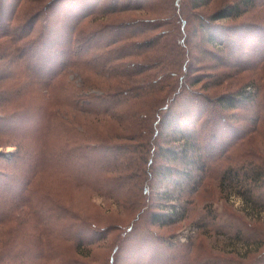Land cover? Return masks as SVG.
I'll return each instance as SVG.
<instances>
[{
	"label": "trees",
	"instance_id": "16d2710c",
	"mask_svg": "<svg viewBox=\"0 0 264 264\" xmlns=\"http://www.w3.org/2000/svg\"><path fill=\"white\" fill-rule=\"evenodd\" d=\"M213 1L30 0L23 13L26 0H0V224L14 220L19 227L30 221L32 229L17 227L4 241L0 237V264L56 260L49 255L53 249L45 254L39 244L28 252L19 237L29 234L35 245L41 234L59 231L61 220L73 212L57 199L62 211L53 207L52 214L48 209L49 225H43L32 190L47 166L69 156L71 142L67 137L65 147L54 153L43 144L37 147L33 138L63 117L58 109L68 101L64 78L75 73L76 57L84 51L88 54L80 70L92 73L95 82L80 78L72 103L86 117V127L96 128L90 134L94 140L86 138L92 143L88 149L103 152L107 163L100 167L113 175L112 189L118 195L81 180L76 184L93 186L91 191L112 200L128 219L88 228L94 238H76V253L90 258L94 245L106 244L112 233L101 264H119L125 248L134 244L140 249L144 241L146 249L155 247L147 252L146 264H264V145L252 148L253 136L244 135L245 116H237L247 105L245 111L255 113L250 123L264 121V84L259 77L243 84L241 76L250 69L244 61L250 54L258 56L252 71L264 62L261 52L250 53L264 47V0H231L203 12ZM64 8L60 29L50 31L49 20ZM250 14L255 21L245 22L243 17ZM206 62L214 74L204 82L194 74V64ZM91 88L98 94L90 93ZM28 117L37 118L35 128L25 124ZM224 140L226 148L221 147ZM246 145L251 149L239 151ZM7 147L14 149L7 152ZM221 160L227 165L215 187L225 201L240 202V215L224 210L219 216L205 204L197 217H189L194 194ZM184 221H189L190 235L182 243L173 235L154 233V228L169 229ZM200 236L214 237L212 246L202 238L200 243ZM77 262L73 264H84Z\"/></svg>",
	"mask_w": 264,
	"mask_h": 264
},
{
	"label": "rangeland",
	"instance_id": "374dc122",
	"mask_svg": "<svg viewBox=\"0 0 264 264\" xmlns=\"http://www.w3.org/2000/svg\"><path fill=\"white\" fill-rule=\"evenodd\" d=\"M73 1V0H70ZM231 0H214L212 4L203 12H211L216 7H218L219 4H223L226 2H230ZM30 0H26L25 7L23 8V13L27 9V6L29 5ZM72 3V2H70ZM69 5V4H68ZM67 9V8H66ZM66 9H62L61 11H56V14L52 16L51 20H49V27L52 29H49L50 31L60 29V20L64 17L66 13ZM20 13V12H19ZM243 20L245 22L249 21H255V18L253 15H246L243 17ZM230 24V23H228ZM39 26V21L36 22L35 27ZM88 29H92V27L88 26ZM58 35V32H56ZM56 34L52 37H57ZM33 35V32L31 33ZM110 35H105V38L108 39ZM252 45L251 40H248V48ZM85 52V51H84ZM79 54L76 59L78 63L75 65V68H73V71L75 73L68 74L64 78V83H69L65 86L64 91L68 97V101L62 102L61 106H59L58 112L59 114H63V117L60 119H57L55 121H52L54 123V126L50 129L46 130V132L42 135H38L37 138H33L34 142H36V146L40 147L44 146L45 150L47 152H54L56 153L59 151L62 147H65L64 143L66 138L68 137L71 144H68L70 147L69 150V156H61L58 157L55 162L56 164H50L49 168L46 167V171L43 167V172L38 177L37 185L32 190V196L36 203L40 204L39 211L42 213L40 216L42 218V223L44 226L49 225V221L46 220L47 216L49 214L45 213L49 209L51 212V209L53 207H57V210L59 212L62 211V208L58 201L64 202L66 207L69 209V207L72 209L73 212L76 213V215L71 212L68 213V215H71L70 218H63L61 220V226L63 229L61 230H55L54 233L43 235L41 234V240L37 239L35 242V245L32 244V241L27 239L29 234L21 235L19 237V244L24 247L28 252H34L35 246L39 244V247L43 246L42 252L45 254L46 251L53 249L52 252H50L49 255H52L53 257L56 256V260H49L46 262L45 258H40L38 260L34 259L36 264H59L61 262L67 263V264H73L74 261H78L77 263H84V264H101L107 259V243L111 239H113V234L111 233L109 235V238L107 237L106 244L101 243L99 241L97 245H94V249L91 252L90 258H82L80 255H78L75 251V245L76 238L80 239L81 241L88 240L90 238H94V235H90L89 232H87L88 228H100L102 229L103 226L106 224H110L112 219L116 218H122L123 221H126L128 219V215L126 212L115 205V203L112 202V200L103 197L102 193L101 195L98 193H94L91 191L92 188L87 187H77L78 181L81 180L87 185L94 184L96 187L105 190L104 192H108L110 189H112V177L111 174H105V170H103L100 165L106 164L107 159L103 155V152L95 151L90 146L92 143H90L88 140L92 139L90 134L96 130L95 127H92L91 125H88L86 127V122L84 116L78 114V108L75 107L72 103V100L77 98V90L78 85H80V78H85L88 80V84H92L95 82V77L92 75V73L80 70V64L83 62V60L86 58L87 53ZM255 52L256 53H262L264 55V47L263 50H257L254 51L253 49L250 50V53ZM258 56H254L252 54L249 55L244 61H247V65L250 69L246 70L241 74L243 77L242 82L243 84L251 78L259 77L261 80V84H264V62H259V66L255 69H258L257 71H252V67L254 66L255 62H257ZM261 59V58H260ZM225 62H229L231 59H224ZM3 61V59H0V62ZM194 64V63H193ZM209 62L203 63L202 65L194 64L195 72L194 74H197V76H201L204 78V82L207 81V76L214 74L212 71H210ZM207 66V67H205ZM254 70V69H253ZM86 87L87 84L85 83ZM76 87V88H75ZM98 90L95 88H91L90 93H96ZM232 91V90H231ZM59 95H61L60 92H58ZM247 105L244 106V109L239 110L237 112V116L242 119V117L245 116L244 119L246 121L244 124H247V126L244 128V135L245 136H253L250 137V144L253 149H261V144L264 145V121H258L256 122V125L252 122L250 123L249 119H252L254 116V111H245V108ZM33 109V108H32ZM30 110L26 117L29 115H32L30 113H33V110ZM264 109V106H263ZM256 111V108H255ZM232 113V111H231ZM25 124H29L31 128H35L37 118L34 117L33 119L27 118ZM237 121L240 119L235 118ZM33 120V122L29 121ZM249 123V124H248ZM224 125H228L225 123ZM83 126L84 128H82ZM253 126L254 129H251ZM29 135L27 136H33L31 133L28 132ZM89 137L87 140L86 138ZM19 138V137H16ZM97 139V138H96ZM101 140L104 139H110L115 140L114 138H111L110 136H100ZM94 140V139H92ZM4 139L0 138V142H3ZM16 142V141H14ZM29 140H26L25 143H28ZM113 143V142H112ZM222 146L225 145V148L227 146V141L224 140L221 142ZM113 143L112 145H114ZM216 146L220 145V142H215ZM219 147V148H221ZM60 148V149H59ZM14 148L7 147L6 151L11 152ZM251 149L248 145L246 147H243L239 151H246ZM1 150V147H0ZM237 151V150H234ZM238 151V152H239ZM255 151V150H253ZM238 152L235 154L237 155ZM66 159H68L66 161ZM99 159V160H98ZM227 165V162L225 160H221L216 166L210 167L208 170V177L206 179V184L202 188L198 189V191L194 194V201L193 206L194 208L190 211L189 217L195 218L201 213V207L205 204H209L208 206L211 210H215L216 214L219 216L224 212V210L232 211L236 215H240V209L241 205L240 202L237 199H229L228 201H225L219 196L218 190L215 187V180L219 174V172ZM49 176V177H47ZM68 177V178H67ZM66 178V179H65ZM70 180L68 183L65 180ZM165 182H169V178L167 177L164 179ZM157 180H154V183H156ZM161 182V181H160ZM84 184V185H85ZM163 186V183L156 185V190L161 188ZM113 196H117L118 194L115 193V188L110 192H113ZM153 201L157 203H163V199L152 196ZM59 199L58 201H56ZM56 210H52V214H55ZM2 212V208L0 209V213ZM75 215V216H74ZM222 220L225 219V217L221 218ZM26 223L25 225H21L18 227V224L14 222H7L3 221L0 224V237L4 241L6 239V236L8 233L11 234V232H14V229L18 228H24L25 232H29L31 229V223ZM189 221H184L182 223H179L169 229H157L154 228V233L162 234L164 236L167 235H173L175 236L174 241H178L179 243L184 242L187 235H190L187 229ZM126 223V222H125ZM98 225V227H97ZM17 228V230H18ZM194 230V229H193ZM47 231V230H46ZM45 232V231H44ZM45 234H47L45 232ZM12 235V234H11ZM112 236V237H111ZM29 238V237H28ZM98 238V237H96ZM205 243H208L212 246V242L214 240V237L210 238H203L199 237L198 241L201 243L202 239ZM22 241V242H20ZM134 243V239L132 241ZM146 241L142 243V246L140 249H134V244L128 248H125L120 256L119 264H146L150 260V255L147 254V252L152 253V250L155 247L152 248H145ZM98 246V247H96ZM43 253V254H44ZM128 254L130 256H128ZM58 256V257H57Z\"/></svg>",
	"mask_w": 264,
	"mask_h": 264
}]
</instances>
